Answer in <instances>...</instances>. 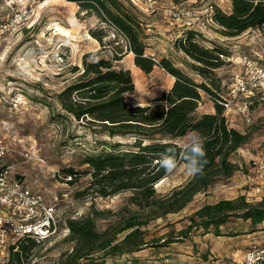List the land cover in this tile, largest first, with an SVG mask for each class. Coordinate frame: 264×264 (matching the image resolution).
I'll use <instances>...</instances> for the list:
<instances>
[{
    "label": "rangeland",
    "instance_id": "rangeland-1",
    "mask_svg": "<svg viewBox=\"0 0 264 264\" xmlns=\"http://www.w3.org/2000/svg\"><path fill=\"white\" fill-rule=\"evenodd\" d=\"M124 1L143 23L147 54H153L157 59L161 56L169 58L197 82L203 81L204 77L193 70L192 61L173 45L177 35L186 28L184 22L174 21L165 11L185 7L198 10L207 17L216 7L230 12V0H159V9L155 13L147 12L133 0ZM102 27L108 31L102 55L111 57L117 44H125L124 37L97 16L79 11L76 3L65 0H0V134L12 149L3 162L11 166L12 176L42 193L48 204L57 207L60 225L59 235L40 243L25 257L24 264H58L64 252L73 246L67 240L68 221L71 219L93 214L97 230L105 231L112 227L115 230L124 218L137 211L136 206L129 202V192L105 198L92 192L78 195L87 187L89 174H79L73 184L57 175V171L69 174L68 168L83 172L87 168L82 163L85 155L108 150L114 142L132 141L93 132L85 121H77L72 116H57L62 112L57 96L75 79L73 68H83L84 54L104 48L90 34L91 29ZM210 30L214 39L207 40L200 35L198 39L203 44H218L226 50L236 45L233 48L264 64L263 32L251 29L238 38L224 39L226 36L217 24L210 25ZM125 64L131 66L135 82V90L127 94L130 104H151L173 84L174 78L161 67L145 73L128 60ZM239 73H244L243 67L230 62L216 70L214 78L221 80L222 93L228 91ZM202 96L201 109L211 101L207 93L202 92ZM259 105L257 103L256 107ZM230 125L251 133L249 143L231 156L232 161L240 165V170L230 178H217L209 189L199 192L183 210L141 227L150 245L124 255L123 259H138L141 264H245L247 251L264 247V223L257 226V231H252L250 221L241 219L221 226V235H217L213 228L209 232L194 229L188 236L180 235L191 224L194 213L206 203L234 199L242 194L253 201L264 196L243 185L244 175L252 168L256 150L264 145V104L252 122L234 115ZM185 136L177 138L176 142L181 145ZM31 146L35 160L23 155ZM191 179L181 164L155 187L163 197ZM126 233H119L117 238L123 239ZM172 238L173 241L169 242ZM156 240L167 245H151ZM10 246H0V264L8 262Z\"/></svg>",
    "mask_w": 264,
    "mask_h": 264
},
{
    "label": "trees",
    "instance_id": "trees-1",
    "mask_svg": "<svg viewBox=\"0 0 264 264\" xmlns=\"http://www.w3.org/2000/svg\"><path fill=\"white\" fill-rule=\"evenodd\" d=\"M65 1L76 3L79 11L95 15L114 28L124 37L125 44H117L111 57L103 56L108 31L104 27L90 30L91 36L104 48L84 54L83 68H73L75 79L57 96L62 109L57 116H72L77 121H85L93 132L132 140L114 142L108 150L85 155L82 163L87 168L83 172L67 169L73 177L69 183L78 180L79 174H89L87 187L78 195L92 192L105 198L129 192V202L137 211L124 218L115 230L113 227L97 230L93 214L69 220L67 240L73 246L64 252L58 264H141L138 259H123L124 255L150 245L141 227L183 210L217 178H230L240 170L231 156L249 143L251 133L230 126L223 106L216 101L222 93L221 80L214 78L216 70L228 63L222 55L229 56L230 52L218 44L211 47L203 44L198 39L200 35L191 29L177 38L175 47L192 61L193 70L204 77L197 82L169 58L155 60L147 54L143 23L124 0ZM214 20L226 37H236L251 29L264 33V0H231L230 12L214 8ZM130 52L134 54L135 65L145 73L159 66L174 77L169 90L143 107L127 101V94L135 90V82L130 69L116 65ZM202 92L214 102V113L198 112ZM190 131L206 138L207 163L201 174L162 197L155 187L168 176L159 165L161 154L167 146L179 145L176 139ZM235 219L250 221L252 231H257V226L264 223V196L253 201L242 194L234 199L206 203L194 213L191 224L180 235L188 236L194 229L209 232L211 228L221 235V226ZM125 231L124 238L118 239L117 235ZM39 244L32 238L21 239L10 246L11 255L5 264H24L25 257ZM151 245L165 246L167 243L156 240Z\"/></svg>",
    "mask_w": 264,
    "mask_h": 264
},
{
    "label": "built area",
    "instance_id": "built-area-1",
    "mask_svg": "<svg viewBox=\"0 0 264 264\" xmlns=\"http://www.w3.org/2000/svg\"><path fill=\"white\" fill-rule=\"evenodd\" d=\"M133 2L147 12L155 13L159 9V0ZM165 13L176 22L183 21L187 29L194 30L203 38L214 39L210 30V25L217 24L214 10L207 17L198 10L185 7H174ZM153 57L157 60L154 55ZM222 58L241 65L244 73L237 74L228 91L221 93L216 101L223 106L229 124L234 115H240L247 122H252L254 111L264 104V64L240 50L230 53L229 56L222 55ZM257 103L260 104L259 107H256ZM202 105L203 99L199 102V106ZM32 150L33 146L23 155L27 159L35 160ZM11 152L12 149L0 134V246L14 245L24 238H32L39 243L51 241L60 233L57 207L48 204L42 193L32 190L23 180L12 176L11 166H6L3 162ZM57 175L65 182L73 179L72 175L60 171H57ZM244 176L243 185L252 187L255 193L263 195L264 145L256 150L252 168ZM249 254H252V260H249ZM244 263L264 264V247L247 251Z\"/></svg>",
    "mask_w": 264,
    "mask_h": 264
},
{
    "label": "clouds",
    "instance_id": "clouds-1",
    "mask_svg": "<svg viewBox=\"0 0 264 264\" xmlns=\"http://www.w3.org/2000/svg\"><path fill=\"white\" fill-rule=\"evenodd\" d=\"M205 142L206 138L198 132H188L181 145H169L165 148L159 160L160 167L171 174L182 164L189 176L201 174L207 163ZM249 260H252V254H249Z\"/></svg>",
    "mask_w": 264,
    "mask_h": 264
},
{
    "label": "crops",
    "instance_id": "crops-1",
    "mask_svg": "<svg viewBox=\"0 0 264 264\" xmlns=\"http://www.w3.org/2000/svg\"><path fill=\"white\" fill-rule=\"evenodd\" d=\"M230 9H231V1H230ZM187 30V28H184L181 32H180V34H178L177 35V38H179V37H181V36H183V34H184V32ZM258 31H260V30H258ZM260 32H262V31H260ZM239 36H236V37H225V39H234V38H238ZM221 44H223V45H226V46H228L227 44H225L224 42H221ZM173 45H174V43H173ZM207 46H209V47H211V45H207ZM235 47H236V45H234ZM234 46H229V52L230 53H232V52H235L236 50H240V49H238V48H233ZM233 48V49H232ZM181 52V51H180ZM244 52V51H243ZM152 56H153V54H152ZM161 58H162V56H161ZM126 60H128V62H130V63H132L133 65H135V63H134V54H133V52H130V53H128V54H126L125 55V57L122 59V60H120V61H117L116 62V65L118 66V67H123V68H126V69H132L131 68V66L130 65H126L125 64V61ZM136 66V65H135ZM157 68H159V69H161L159 66H156L155 68H154V70H156ZM174 78V77H173ZM174 81V80H173ZM205 108V109H204ZM203 109H201V107H199V110H198V112L200 113V114H202V113H214L215 112V106H214V102L211 100L210 101V103H207L206 105H205V107H204ZM260 109H261V107L260 108H257L255 111H254V113H253V115L254 116H257L258 114H259V111H260ZM231 127H234V128H236V126H234V125H230ZM237 130H239L238 128H236ZM241 131V130H240ZM264 194V193H263Z\"/></svg>",
    "mask_w": 264,
    "mask_h": 264
},
{
    "label": "bare ground",
    "instance_id": "bare-ground-1",
    "mask_svg": "<svg viewBox=\"0 0 264 264\" xmlns=\"http://www.w3.org/2000/svg\"><path fill=\"white\" fill-rule=\"evenodd\" d=\"M56 1H63V0H56Z\"/></svg>",
    "mask_w": 264,
    "mask_h": 264
}]
</instances>
